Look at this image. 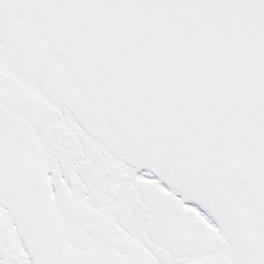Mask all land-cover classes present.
I'll return each instance as SVG.
<instances>
[{"label": "snow or ice", "instance_id": "obj_1", "mask_svg": "<svg viewBox=\"0 0 264 264\" xmlns=\"http://www.w3.org/2000/svg\"><path fill=\"white\" fill-rule=\"evenodd\" d=\"M0 264H264V0H0Z\"/></svg>", "mask_w": 264, "mask_h": 264}]
</instances>
